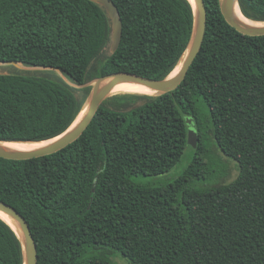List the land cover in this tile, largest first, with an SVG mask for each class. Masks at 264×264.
Returning a JSON list of instances; mask_svg holds the SVG:
<instances>
[{
    "label": "trees",
    "instance_id": "trees-1",
    "mask_svg": "<svg viewBox=\"0 0 264 264\" xmlns=\"http://www.w3.org/2000/svg\"><path fill=\"white\" fill-rule=\"evenodd\" d=\"M111 1L122 35L117 51L104 56L110 27L97 4L0 0V62L55 68L78 86L115 72L167 77L190 38V2ZM219 2L204 0L202 46L176 90H116L66 148L28 160L0 158V201L27 221L37 264H115L113 252L129 264H264V36L235 31ZM238 5L247 19L264 22V0ZM90 90L0 75V141L59 136ZM186 118L198 133L187 167L166 183L138 181L180 162ZM210 140L237 163L238 175L201 188L213 157ZM22 261L17 235L0 219V264Z\"/></svg>",
    "mask_w": 264,
    "mask_h": 264
},
{
    "label": "water",
    "instance_id": "water-1",
    "mask_svg": "<svg viewBox=\"0 0 264 264\" xmlns=\"http://www.w3.org/2000/svg\"><path fill=\"white\" fill-rule=\"evenodd\" d=\"M89 1L100 6L104 10L108 18L110 27L108 49L110 51V54H114L119 47L122 35V22L119 12L111 0ZM188 1L190 2L193 11L192 30L186 49L181 56L178 64L176 65V67L179 65V71L177 72V74L170 77V75L176 69L175 67L173 71L163 79H150L125 72H115L99 77L92 81L93 83L91 86V90L75 120L62 134L50 139L54 140L53 142L36 150L22 152L10 150L5 146V144H30L40 142L0 141V158L7 160H28L31 158L51 155L66 148L83 134V132L95 116L100 105L109 97L118 94L114 93V90L115 87L119 84L128 82L143 86L149 90L154 91L156 93L154 96L166 94L176 90L178 86L184 81L188 69L190 68L191 64L200 51L206 30L207 14L204 0ZM219 7L224 20L238 33L250 37L264 36V22H257L262 24L261 26H249L243 23L237 17L236 9L243 16L238 5V0H220ZM244 18L247 19L246 17ZM249 21L256 22L252 20ZM0 64H10L13 66H18V63L16 62H0ZM45 69L60 72L55 68ZM2 74L3 73H0V75ZM186 127L187 145H190L193 149H195L198 143V133L194 120L192 118H186ZM0 214H2L11 222V224H9L5 220L0 218L11 227L20 241L23 258L22 264H37L38 255L36 244L25 218L15 208L2 201H0Z\"/></svg>",
    "mask_w": 264,
    "mask_h": 264
},
{
    "label": "rangeland",
    "instance_id": "rangeland-1",
    "mask_svg": "<svg viewBox=\"0 0 264 264\" xmlns=\"http://www.w3.org/2000/svg\"><path fill=\"white\" fill-rule=\"evenodd\" d=\"M110 54V51L108 47L104 50L103 55L108 56ZM0 73L3 74H25V75H34L39 77H45L49 79L54 80H62L65 81L69 86L80 89L83 87L92 86L93 82L86 83L83 86H78L70 83L65 79V77L57 71L49 70L45 68L40 67H28V66H13L10 64H0ZM119 94V93H118ZM200 109L203 114L207 115L206 107L200 106ZM204 124L206 126V121H204ZM211 138V136L209 135ZM210 144V151L212 153V159H211V165L208 168L209 171V178L201 181L197 184V187L201 188H209L213 186H217L220 184H228L236 179L238 175V167L237 163L234 162L231 159H228L225 157L219 149L216 147V145L213 143V141H209ZM193 156V148L188 145L185 149L184 155L182 156L180 162L170 170V172L156 176V177H148V178H142L138 181L141 182H153V183H166L171 180H173L183 169L187 167V165L190 163ZM109 258L115 263V264H129L125 258H123L118 252H113L108 254Z\"/></svg>",
    "mask_w": 264,
    "mask_h": 264
},
{
    "label": "bare ground",
    "instance_id": "bare-ground-1",
    "mask_svg": "<svg viewBox=\"0 0 264 264\" xmlns=\"http://www.w3.org/2000/svg\"><path fill=\"white\" fill-rule=\"evenodd\" d=\"M236 15L243 23H245V24H247L249 26H261L262 25L260 23L251 22V21L245 19L239 13V11L237 9H236ZM178 71H179V65L176 67V69L173 71V73L170 75V77L174 76L175 74H177ZM116 90H124V91H128L130 93L145 94V95H150V96H154L156 94L154 91L149 90V89H147V88H145L143 86L136 85V84H133V83H128V82H125V83L117 85L115 87L114 91H116ZM53 141L54 140H49V141H45V142L30 143V144L29 143H6L5 146L7 148H9L10 150L26 152V151H32V150H36V149L42 148V147L50 144ZM0 218L5 220L7 223L11 224V222L7 218H5L2 214H0Z\"/></svg>",
    "mask_w": 264,
    "mask_h": 264
}]
</instances>
